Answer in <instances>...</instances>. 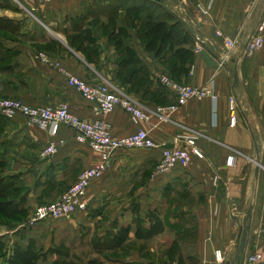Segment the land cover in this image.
I'll list each match as a JSON object with an SVG mask.
<instances>
[{
	"label": "crops",
	"instance_id": "1",
	"mask_svg": "<svg viewBox=\"0 0 264 264\" xmlns=\"http://www.w3.org/2000/svg\"><path fill=\"white\" fill-rule=\"evenodd\" d=\"M16 1L24 9L32 33L23 43L12 42L0 49V62L12 55L9 64L0 67V95L30 106L67 102L80 118L109 123L112 134L118 137L143 128L157 144L174 148L185 147L187 137H194L204 155L191 154L187 165L176 164L152 183L135 188L146 169L152 168L154 173L162 148L119 149L113 166L90 184L82 199L85 210L69 218L25 223L1 235L3 239L22 247L32 244L40 252L38 262L165 264L159 253L151 257L145 249L123 253L127 244L114 248L96 240L112 230L117 234L130 224V237H135L137 228L129 211H116L112 204L127 198L133 188L137 191L133 199L141 201L150 185L155 197L170 188L172 196L190 199L191 205L181 208L186 217L196 219L198 264H237L244 228L249 225L246 254L259 250L264 255V45L252 54L244 53L264 17V0H162L170 13L181 18L195 41L194 56L186 64L179 62L177 69H172L175 61L171 52L157 57L145 49L139 34L142 21L126 14L128 6L150 0ZM6 10L14 15L11 9ZM260 32L264 37V30ZM227 37L236 40L232 49L226 46ZM204 48H211L219 57L218 68L205 62L201 55ZM128 49L136 53L139 64L122 65L129 59ZM40 52L89 83L107 82L127 93L151 112L150 120L136 123L120 107L95 115L93 103L69 86L52 63L39 57ZM143 65L149 83L146 88L135 87L127 76ZM236 69L240 89L234 85ZM163 75L197 87L208 86L212 94L193 97L174 112L161 115L159 107L177 101L176 93L162 83ZM231 96L238 100L235 125L230 122ZM52 139L59 143L58 152L45 157L43 149ZM229 156L234 157L232 164ZM100 160L101 155L79 142L76 131L68 125H61L53 137L48 130L29 125L21 114L11 119L0 116V169L21 180L27 202L35 205L32 212L36 206L60 198L84 169ZM182 186L187 194L178 192ZM153 211L162 217L159 206ZM164 236L172 246L174 238L166 230L152 240L164 241ZM218 251H222L223 260L217 258Z\"/></svg>",
	"mask_w": 264,
	"mask_h": 264
},
{
	"label": "built area",
	"instance_id": "2",
	"mask_svg": "<svg viewBox=\"0 0 264 264\" xmlns=\"http://www.w3.org/2000/svg\"><path fill=\"white\" fill-rule=\"evenodd\" d=\"M201 9L203 13H207V10ZM263 30L264 17L257 31L251 36L244 51L245 54H252L264 45V37L260 32ZM226 42L229 46L235 45L231 38L227 37ZM39 57L47 63H52L65 76L69 86L78 89L86 99L93 103L95 115L108 113L120 107L136 123L150 120L151 112L144 109L133 97L112 84L107 82L98 85L89 83L72 74L60 62H52L47 53L40 52ZM161 81L165 86L171 88L177 97L175 103L161 106L157 109V113L164 116L174 112L179 106L185 104L193 97L212 94L208 86L197 87L192 84L180 83L168 75H163ZM213 98L216 99L215 96ZM229 109L230 122L235 125L238 121V100L235 96L230 97ZM0 114L9 119L21 114L27 118L29 125H38L40 128L48 130L53 137L58 134L61 125H68L76 131V139L79 142L87 144L93 151L101 155L100 162L93 167L84 169L79 174L76 182L60 198L35 207L29 220L31 225L50 218H69L78 210H85L87 205L82 199L90 184L113 166L114 154L119 149L162 148V156L157 167L158 173L166 172L179 163L187 165L191 159V154L199 157L204 155L194 137H187L185 147L174 148L164 144H157L150 133L143 128L125 136H115L111 132L109 123L102 119L93 121L82 119L70 110L67 102L58 105L30 106L16 98L0 97ZM58 149L59 143L52 139L43 149L42 154L45 157L53 156L58 152ZM233 162L234 157L229 156L228 163L232 164ZM216 255L219 260L224 259L222 251L216 252ZM263 260V253L256 250L245 255L243 264H262Z\"/></svg>",
	"mask_w": 264,
	"mask_h": 264
},
{
	"label": "rangeland",
	"instance_id": "3",
	"mask_svg": "<svg viewBox=\"0 0 264 264\" xmlns=\"http://www.w3.org/2000/svg\"><path fill=\"white\" fill-rule=\"evenodd\" d=\"M0 4L3 6V8L0 9V49L12 42L23 43L25 37H28L29 34L32 33V31H30L32 28L29 24L30 22L24 19V9L19 8V2L16 0H0ZM144 4L146 3L139 2L137 7L140 6L145 8ZM151 4H154V2L151 1ZM160 7L161 8L155 6L152 7L151 10L155 13L161 14H163L165 11L170 12L169 9L162 6ZM6 9H11L16 14L12 12L14 15L11 16L9 15L11 12L7 11ZM176 11L179 13L178 10ZM233 41L236 45V40ZM225 43L228 49H232L235 46H229L226 42V38ZM11 58L12 55L2 58L3 62H0V67H6L9 64ZM0 97L6 96L0 95ZM132 149L141 150V148ZM151 169H146L144 171L142 178L137 181L135 188L139 187L138 185L145 184L146 186L147 182H151L154 180L153 178H155V180L158 178V174L160 173L157 171V166L155 167L153 174ZM170 190V188H164L163 192L160 193V196L155 197L157 194H151L152 187L147 185L146 190H144V199L139 201L135 197L133 199V196L137 192L136 190L134 191L133 188L127 198H125L123 201L112 204L113 207L117 209L116 211H120L122 213H124V211H129L131 222L136 228H138L139 225L148 227V213L154 212L153 209L156 208V206H159L161 209L160 214L164 218L165 226H167L166 233L174 238L173 245L171 246L169 245V238L167 236L163 237L166 238L164 241H160V239H151L145 241L133 237L130 238V240L126 243L127 248L123 251V253H131L132 251L140 252L145 249V253L148 257L159 253L160 261L165 262V264H190V262H193L191 264H197V261L199 260V254L196 249V219H194L193 216L186 217L183 212L184 208H181L183 206L185 207L191 205L190 199H181L180 196H172ZM178 192H180L182 195L187 194L188 190L182 186L181 189H178ZM176 202H178L180 206H177ZM34 206H31V204L27 202L26 189L24 188L18 176H11L6 171H3V169H0V264H6L5 262L13 250V243H11L9 240H4L3 236L1 235L5 234L9 230H13L19 226H23L25 223H28ZM107 214L108 212L106 213V217ZM114 222L115 223L112 225L116 229L118 225L116 221ZM130 225L132 226V224ZM114 234L115 231L112 230L110 234L106 235L101 240H99V237L96 240H98L101 245H103V243L104 245H112ZM1 238L3 241H1ZM123 253L119 254L123 255ZM44 258L46 259V256H44ZM41 260L37 262V264H76L75 262L49 263Z\"/></svg>",
	"mask_w": 264,
	"mask_h": 264
},
{
	"label": "trees",
	"instance_id": "4",
	"mask_svg": "<svg viewBox=\"0 0 264 264\" xmlns=\"http://www.w3.org/2000/svg\"><path fill=\"white\" fill-rule=\"evenodd\" d=\"M151 1L154 4H151ZM144 7L128 6L126 14L133 17L134 20L142 21L139 34L143 39L145 49L155 56L160 57L166 51L172 53L175 61L172 62V69H177L178 63L186 64L194 56L195 41L187 26L179 18L170 12L155 13L152 7L163 5V1H145ZM148 5V6H147ZM3 6L0 4V9ZM118 46L121 44L118 42ZM129 59L123 61L122 65L139 64L140 60L135 58L136 53L130 49L127 50ZM174 63V64H173ZM139 66V65H138ZM136 67L127 76L135 87L146 88L149 83V73L143 65ZM0 116H2L0 114ZM148 218L150 224L148 227L139 225L135 237L140 240H151L152 238L162 234L166 230L164 220L155 212H149ZM131 225L123 226L112 240V247L120 248L130 240ZM1 241L3 239L1 238ZM1 244V243H0ZM13 250L6 260V264H37L40 257V252L32 244L27 247H22L18 244H13ZM199 260L197 261L198 264ZM193 262H190V264Z\"/></svg>",
	"mask_w": 264,
	"mask_h": 264
},
{
	"label": "water",
	"instance_id": "5",
	"mask_svg": "<svg viewBox=\"0 0 264 264\" xmlns=\"http://www.w3.org/2000/svg\"><path fill=\"white\" fill-rule=\"evenodd\" d=\"M155 1H161V0H155ZM201 55L203 57V59L205 60V62L209 65L212 66L214 68H218L220 65V59L219 57L214 53V51L211 48H204L201 51ZM234 85L240 89V78H239V74L237 69L235 70L234 74ZM255 146H256V150L257 152H259V147H258V142L257 140H255ZM259 169V166H258ZM248 230H250V225L246 226V228H244V235H243V239L241 240V244L239 247V250L237 252V264H243L244 263V258L247 252V240L249 237V233ZM226 264H231V262H227Z\"/></svg>",
	"mask_w": 264,
	"mask_h": 264
}]
</instances>
